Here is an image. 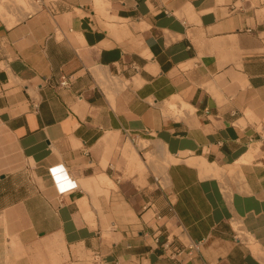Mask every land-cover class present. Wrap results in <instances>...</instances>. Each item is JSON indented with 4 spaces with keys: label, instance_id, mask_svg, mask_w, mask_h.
I'll return each instance as SVG.
<instances>
[{
    "label": "crops",
    "instance_id": "obj_1",
    "mask_svg": "<svg viewBox=\"0 0 264 264\" xmlns=\"http://www.w3.org/2000/svg\"><path fill=\"white\" fill-rule=\"evenodd\" d=\"M8 1L0 264H264V0Z\"/></svg>",
    "mask_w": 264,
    "mask_h": 264
},
{
    "label": "built area",
    "instance_id": "obj_2",
    "mask_svg": "<svg viewBox=\"0 0 264 264\" xmlns=\"http://www.w3.org/2000/svg\"><path fill=\"white\" fill-rule=\"evenodd\" d=\"M62 84H66V81H63ZM261 128H262L261 129V136H262V139L264 140V121L262 122ZM242 235H243V231L237 232V238L238 239L241 240L242 239ZM184 251H185L184 249L180 248L179 250H177L175 252V254L177 253V254L181 255ZM197 251H199L198 243H194V244H191L189 246V248L187 250V253L188 254H192L193 252H197Z\"/></svg>",
    "mask_w": 264,
    "mask_h": 264
},
{
    "label": "rangeland",
    "instance_id": "obj_3",
    "mask_svg": "<svg viewBox=\"0 0 264 264\" xmlns=\"http://www.w3.org/2000/svg\"><path fill=\"white\" fill-rule=\"evenodd\" d=\"M8 1V0H7ZM17 2H20V0L19 1H17ZM1 5H3V2H1L0 3ZM10 4H12V2L9 0L8 2H7V5H10ZM26 6V5H25ZM1 8H2V6H0ZM252 245V248H254V244H251Z\"/></svg>",
    "mask_w": 264,
    "mask_h": 264
},
{
    "label": "bare ground",
    "instance_id": "obj_4",
    "mask_svg": "<svg viewBox=\"0 0 264 264\" xmlns=\"http://www.w3.org/2000/svg\"><path fill=\"white\" fill-rule=\"evenodd\" d=\"M203 168H204V165H203ZM218 169H219V168H218ZM232 169H233V168H232ZM206 173H207V172H206ZM206 173H205V174H206ZM209 173H210V172H209ZM209 173H207V174H209ZM219 174H220V173H219Z\"/></svg>",
    "mask_w": 264,
    "mask_h": 264
}]
</instances>
